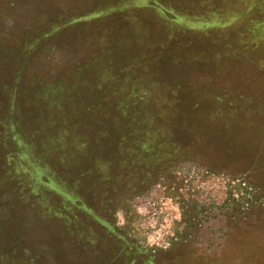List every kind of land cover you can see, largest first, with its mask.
Returning <instances> with one entry per match:
<instances>
[{
	"label": "rangeland",
	"instance_id": "374dc122",
	"mask_svg": "<svg viewBox=\"0 0 264 264\" xmlns=\"http://www.w3.org/2000/svg\"><path fill=\"white\" fill-rule=\"evenodd\" d=\"M122 1L0 0V264H264L263 0H174L175 19ZM27 27L58 50L21 69ZM140 143L160 151L137 155ZM30 150L125 241L68 206L63 187L34 186ZM17 155L20 168L4 159ZM147 163L163 167L143 184ZM206 170L245 178L258 202L209 216L166 198Z\"/></svg>",
	"mask_w": 264,
	"mask_h": 264
},
{
	"label": "trees",
	"instance_id": "16d2710c",
	"mask_svg": "<svg viewBox=\"0 0 264 264\" xmlns=\"http://www.w3.org/2000/svg\"><path fill=\"white\" fill-rule=\"evenodd\" d=\"M127 1H131V0H123L122 3H125ZM164 2L166 4V6L160 5L159 3L156 2V0H154V1L150 0V1H148L146 8L159 11L158 14L160 16L161 15L164 16V18L175 19L176 18L175 16L177 14L174 11H177V10L174 9V6H173L174 11L168 10L169 7L171 8V5L174 3V0H164ZM263 3H264V0H263ZM67 22L68 21L64 22L63 25L68 26L72 21H69V23H67ZM77 23H78V20H77ZM25 33H26V36L27 37L29 36L30 38L25 39L24 43L20 42V44H18L19 45L18 47H22V51L20 52L21 53V56H20L21 57V63H20L21 69L26 66V64L24 63L25 60L29 59L32 55H35L36 53H41V52H44L45 55L52 54V53L55 54L56 50H58L56 43H54L52 45V44H50V41H48L51 39L49 37V35L43 34L42 36L32 38V32L28 30V27H27ZM31 38H32V40H31ZM21 69H18V73H20ZM1 124H3V122ZM178 125L179 124L177 123L175 125V127L178 128ZM159 126H160L159 128H164L163 125H159ZM14 129H15V127H14ZM177 130L178 129H176L175 132ZM151 131L152 130H150V132ZM135 134H136V132L134 133V135ZM76 138H75V142H77V143H82V142H84L85 139H87L86 137L84 138V136L81 132L77 133ZM153 138H155L154 139L155 141H158L159 138L162 139L160 129H158L156 131V134L153 136ZM137 139H141V138H135V144L137 143ZM147 139L149 140L150 137H147ZM60 144H62V143H60ZM84 144L85 143L76 144L77 145L75 147L76 151L79 153L83 152L81 150L82 149L81 146ZM73 145H71V141H68L66 138V140H65L66 150L64 147V149H62L63 154L57 153V155L60 156V157H58L59 158L58 160L61 161V164H64V162L69 164L71 161H73V159H74L73 155L75 154V153L74 154L71 153L72 152L71 146H73ZM141 147H142L141 143L137 144V147H136V150L138 153L137 155H143V154L153 155V152H159L160 151V149L155 148L151 144H149V146H147V148H149V149H143ZM75 148H74V150H75ZM67 149L70 151H67ZM91 151L93 152L92 149H91ZM28 154H29V156L33 162L34 167L38 169V173L34 177L31 178L32 182L35 183V185L33 184L34 186H37V184H40V185H43L44 187L45 186H52V185L56 186L57 188L63 187L62 188L63 191H61V192L67 198L68 206H69V204H70V206L73 205V207L75 209H77L78 211H80V212L85 211L88 214H91L92 219L98 220V223L101 224L102 226H105L106 228H109L110 232H113L115 234L118 233L117 236L121 239L125 237L124 235L119 233V230L115 227V225H116L115 222H114L115 224L111 223L109 221L110 218H107L105 216V214L98 213L93 209V200H90L89 198H86V197H82L81 195H79V193H76L75 191H73L69 187V185L66 183V180L64 178L60 179V177H56L55 174H53L52 169H50L48 167V164H46V162L42 159L44 155L43 156L41 155L40 157L38 156L37 159L34 158V160H33L34 155L32 154V150H30ZM14 157H16V158H14ZM11 158H14L12 160H14L17 163V167L20 168L21 163H20V161H18L19 156L18 155L12 156L10 158H7L4 156L5 160L6 159L11 160ZM29 163H30V161H29ZM136 163H138V162H136ZM162 167L163 166H157V165H153L151 163L139 165L136 168L137 173H138L137 176L138 177L140 176L141 178H143V179H141V181L143 182L144 180H146L151 175H154V174L158 173L159 171H161L160 168H162ZM200 173H201V175L200 174L196 175V177H194L192 179V180H194L193 185L188 184V182L192 181V180H190V179L183 180L182 185H181V189L183 191L182 197H180L178 195L177 196H174V195L170 196L169 195V196H166V198L169 197L168 199H171V201L175 200V202L183 199L185 204L194 203V204H197L199 206H204L207 209L205 212V215L209 214V216L212 215L211 212H213V214L216 215V213H219L221 209H226L227 207H231L230 205H233V204H235L241 211L245 212L251 206H253L252 204H256L258 202L257 197H256L257 193L254 192L253 189L249 190L248 187L242 188V187H244L243 180L246 181L245 178L243 180L237 179V180H233V181L232 180L227 181V179H229V178H221L220 179L216 175H212V173L210 174L209 170L200 171ZM28 174L32 175L31 171ZM148 181L143 182V184H146V182H148ZM62 182H63V184H61ZM224 183H227L229 186L228 187L223 186ZM59 184H61V186ZM213 184H219L220 189L215 191ZM161 186H162L161 184L158 185V187H161ZM229 187H230V190H229ZM163 189L167 190V187H163ZM115 214L116 213H114L113 215H115ZM205 219L209 220L208 215ZM172 224L174 225V223H172ZM173 225L171 227V231H168V233H169L168 236H166V238L163 239L165 244H170L173 240H177L179 237V233L176 230L175 226H173ZM124 241H125V238H124ZM125 244H126V242H125Z\"/></svg>",
	"mask_w": 264,
	"mask_h": 264
},
{
	"label": "flooded vegetation",
	"instance_id": "af4514ba",
	"mask_svg": "<svg viewBox=\"0 0 264 264\" xmlns=\"http://www.w3.org/2000/svg\"><path fill=\"white\" fill-rule=\"evenodd\" d=\"M247 181V180H246ZM249 183V182H248ZM249 188V187H248ZM251 189H253V188H251ZM250 188H249V190H251ZM254 190V189H253ZM255 192V191H254ZM255 201V200H254Z\"/></svg>",
	"mask_w": 264,
	"mask_h": 264
}]
</instances>
